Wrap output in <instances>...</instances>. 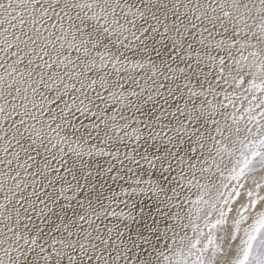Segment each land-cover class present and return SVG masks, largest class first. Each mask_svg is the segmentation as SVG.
I'll use <instances>...</instances> for the list:
<instances>
[{
  "label": "snow or ice",
  "instance_id": "6c2138e0",
  "mask_svg": "<svg viewBox=\"0 0 264 264\" xmlns=\"http://www.w3.org/2000/svg\"><path fill=\"white\" fill-rule=\"evenodd\" d=\"M0 264H264V0H0Z\"/></svg>",
  "mask_w": 264,
  "mask_h": 264
}]
</instances>
